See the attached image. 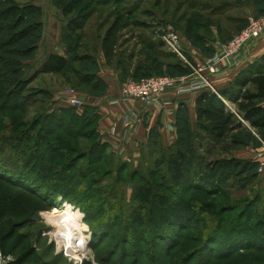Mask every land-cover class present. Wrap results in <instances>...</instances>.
Here are the masks:
<instances>
[{
	"label": "trees",
	"instance_id": "16d2710c",
	"mask_svg": "<svg viewBox=\"0 0 264 264\" xmlns=\"http://www.w3.org/2000/svg\"><path fill=\"white\" fill-rule=\"evenodd\" d=\"M53 1L63 18L67 19L63 36L74 34L75 37L83 28V18L87 20L89 14L97 13L98 8L109 11L103 20L105 23L98 27L97 32L104 25V29L108 27L102 38L95 37L92 41L94 54L79 55L76 52L82 47L79 44L82 40L80 35L74 38V47H69L70 59L50 54L32 77L19 78L17 59L30 58L36 51L33 45L41 34L38 25L40 10L29 6L20 8L15 0H0V129L5 119L3 116L9 112L22 113L27 107L36 105L37 101H31L35 94L50 97V93L44 89L27 90L32 79L39 74H63L68 82L75 83L81 91L101 96L106 86L97 75L98 50L102 51L107 66L118 71L122 84L129 80L138 82L154 76H167L163 72L164 67L171 72L168 73L172 78L190 73L174 55L161 50V43L149 35L153 29L143 17L152 18L162 0H154L153 4L150 0ZM176 1V8L185 9L180 17L174 19V25H181V33L194 47L210 54L211 44L215 41L213 26L217 25L215 28L218 29L220 25L219 21L214 22L211 17L217 11H221L220 14L226 12L229 1ZM251 3L259 8L258 17L263 16L264 0ZM32 18V23L24 25L26 20ZM125 29L132 31L131 37L121 41ZM136 29L140 30L135 35L140 49L136 54H127L124 46L135 38L132 34ZM223 35H218L221 40L229 37L224 36L223 39ZM135 56L138 60L134 63ZM253 66L218 92L220 97L231 103L245 124L211 90H201L195 103V123H191L185 107L179 109L173 143L163 147L156 130H152L148 146L141 152H148L149 162L144 160L145 155H141V163L146 165L142 167L139 163L138 168L128 172L125 162L117 161L116 168L113 166L109 145L99 142L97 127L100 117L95 108L85 106L81 114L74 108L49 109L40 112L32 122H12L10 136L3 135L4 132L0 130V203L8 199V195L27 194L34 196L41 208L46 205L51 209V205L57 204L58 200L73 207L82 206L86 220L95 219L91 227L95 246H103L109 238L114 239L123 233L120 241L118 239L107 245L109 247L105 255L100 257L103 263L110 262L118 251L120 260L124 255H129L124 245L128 241L125 239L128 233H143L132 240L131 256L136 260L134 264H151L149 260L155 256L151 254L152 238L164 240V250L168 253L172 250L170 247L181 245V237L185 239L193 233H199L194 237L196 241L201 239L200 246L191 249L187 255L180 254L177 260L179 264H211L219 261V258L227 259L235 255L247 257L243 255L246 252L264 253V176L258 175V164L231 155L229 159H207L229 134L238 130L247 132L249 128L256 131L264 142V55ZM26 90L28 95H23ZM46 98L39 102L42 106ZM19 128L23 129V132L20 131L22 133L18 131ZM55 132L71 141L86 142L85 146H81L84 149L81 152L83 159L79 160L81 162L75 153L79 148L78 142L62 144L61 140L54 138ZM249 134L247 139L240 134L233 136L231 146L237 147L229 149V152L241 147L256 148L259 143ZM22 143L23 148L18 150ZM29 143L32 146L26 149ZM71 154L75 156L71 157ZM29 164L36 175L26 167ZM113 173V184L121 186L127 179L129 183H134L133 201L138 204L131 208L132 213L129 215L123 214L125 205L118 198V191H109L99 185L101 177H110ZM123 173L127 175L122 176ZM231 180H243L250 187L248 192L254 195L232 199L230 192L235 191L233 188L236 183L232 187L229 185ZM83 182H86L84 187L80 186ZM256 183L258 188L254 190ZM245 189L246 186L238 187L239 191ZM112 196L116 203L110 201ZM25 225L27 221L24 219L12 223L5 238L8 240ZM119 227L122 231L118 230ZM145 233L150 235V239H146ZM177 233L182 234L179 237ZM18 238L23 240L24 237ZM149 243L151 248L146 249ZM217 246L218 250L215 249ZM30 254L25 253L22 260L30 257Z\"/></svg>",
	"mask_w": 264,
	"mask_h": 264
},
{
	"label": "rangeland",
	"instance_id": "374dc122",
	"mask_svg": "<svg viewBox=\"0 0 264 264\" xmlns=\"http://www.w3.org/2000/svg\"><path fill=\"white\" fill-rule=\"evenodd\" d=\"M154 0H150L151 4H153ZM229 1V6L226 10V12H223L220 14L217 11V13L211 17L212 21H219V26L218 29L215 27L217 25L213 26V37L215 38V41L212 42L211 44V53L207 54L205 52H202L198 48L194 47L186 38L181 33V25L180 26H175L174 25V19L178 18L182 15L184 11V7L179 10V8H176L178 2L176 0H162L161 4L159 7H157V10L153 14L152 18L146 17L144 15L143 19L147 20V23L152 26V33L151 35L152 39L156 42L161 43L162 48L161 50L165 51L166 53L172 54V52L164 45L162 42V39L168 35L172 34L176 36L181 44V48L183 50V58L186 60L187 63H184L182 59L174 55L182 64L183 67L186 68V70L190 71L193 73L192 67L196 66L197 64L194 63L193 57L191 56V53L193 51H197L201 56L204 57V59L201 62H204L208 59H211L213 56L217 55L219 53V46L224 45L227 42H229L234 36L239 34L241 31H243L247 25V22L249 19H255L258 18V10L256 4L251 3V1L255 2L256 0H240V2L236 0H226ZM15 3L21 8V7H35L37 10H40L38 13V16H40L38 20V25L41 28V34L39 33V40L36 42V44L33 45V47H36V51L33 53L32 57L27 58V59H17V64L19 66V78H28L32 77L34 73L38 71V69L41 67L42 63L44 60L47 58L48 55L50 54H56L59 56H62L64 58H71V53L69 47L73 48L75 45L74 38L79 37L82 35V40H80L79 44L82 45L81 48L77 49L76 52L79 55H84L87 53L92 54L93 53V40L95 37L102 38L105 34V31L107 29L105 28V25L103 28L99 29L100 32L98 31V27L103 25V20L108 16L107 11L108 9H100L98 8L97 13L94 14H89V18L87 20H84L82 22V29L80 32L77 34L71 35L72 40L70 39L71 36H63V27L66 25L67 19L63 18L61 11L54 6V1L53 0H15ZM111 9V8H110ZM156 9V8H155ZM103 10V11H102ZM102 12V13H101ZM106 12V13H103ZM75 14H78L77 12ZM74 16V15H72ZM84 16V14H83ZM27 22L32 23L33 18L26 20L24 25H27ZM173 22V25L171 24ZM108 22H106L107 24ZM109 23L108 25H110ZM183 28V26H182ZM135 29V28H134ZM239 30V31H237ZM139 29H136V31L133 30V36L139 32ZM220 35L228 36L226 37L225 40L220 39ZM224 31L226 33H224ZM132 31H129L128 29H125L122 32V40L121 41H126L129 40L128 38L131 37L130 33ZM135 32V33H134ZM223 33V34H222ZM84 36V37H83ZM63 37V38H62ZM230 38V39H229ZM134 39H131L127 45H125L126 53L129 54L130 52H134L135 54L138 53L140 47L137 44V41ZM64 40V41H63ZM31 41V40H30ZM29 41V42H30ZM220 43L218 45L216 51H214V44L215 43ZM75 51V50H73ZM94 54V53H93ZM102 54L101 50L97 51V63L98 67L100 69L101 66V60L99 55ZM103 57V56H102ZM138 57H133V62H137ZM200 62V63H201ZM105 68V67H104ZM101 70H99L98 73H100ZM163 72L169 76V70L166 69L165 67L163 68ZM169 72V73H168ZM163 73V74H165ZM70 74V73H69ZM68 74V75H69ZM98 75V74H97ZM181 78V77H177ZM33 80V81H32ZM31 83L27 87V90H33V91H39L40 89H44L50 93V97L46 98L45 96L41 94H35V96L31 97V101H37L36 105H33L31 107H27L22 113L21 111H16L14 114L10 113L7 114L6 116H3L4 121L2 123V129H0L3 133V135L8 134L10 136V129H11V124L12 122L14 124H18V121L23 120L25 123L32 122V120L37 116L40 112H46L49 111V109L54 110L55 108H74V107H69L67 106L66 102L67 99L70 98H76L79 99L80 101L85 103V106L87 107H92L94 106V102H96L95 97H100L98 95H91L86 92L81 91L79 86H76V84H71L68 82L65 78V75L61 74H39L32 79ZM76 86V87H75ZM213 86V85H212ZM214 88V87H213ZM27 90L23 93V95H28ZM47 99L46 103L42 106L41 103H39L41 100ZM222 98V97H221ZM222 100H225L222 98ZM221 100V101H222ZM115 103V102H113ZM226 104L224 106L230 111V108H234L230 102L226 101ZM91 104V105H90ZM84 106V107H85ZM43 107V108H42ZM82 109H77L74 108V110L78 113H82ZM235 110V109H234ZM235 115V114H234ZM241 119V118H240ZM239 119V121H241ZM248 128V127H247ZM36 129V128H35ZM23 129H18V131H22ZM116 129H112V133L116 134ZM248 131H240L238 132H233L229 134L223 142H221L220 146L214 149V151L210 154H212L209 158H207L210 161H214L217 159L221 158H226L229 159L230 155L231 157H236L238 159H247V158H241L240 151H243L244 149L241 147L237 149L236 151L233 150V152H229V149H234L237 147L236 146H231L232 138L236 134H240L244 136L247 139L248 133L249 135L252 136L253 139L257 140L259 145L254 148L256 149L255 152L253 153V156L251 158V161L254 162L253 157L257 155L258 153L262 152V148H264V142L261 141L260 135L253 130H250L249 128L247 129ZM37 131V130H36ZM23 132V131H22ZM20 132V133H22ZM35 132V131H34ZM18 133V132H17ZM54 138L57 140H61L62 144L65 143H77L78 144V149L75 151L77 153V160H82L83 155H82V150L81 146H85L86 142H81L80 140L76 141H71L68 137L65 135H61L58 132H55ZM98 139L99 142L102 143V137L98 134ZM55 139V140H56ZM105 141V139H104ZM2 144V142H0ZM10 142L8 143V145ZM83 144V145H82ZM107 144V143H105ZM205 144V143H204ZM31 144L29 143V146L26 147V149L31 148ZM23 148V143L17 148L22 149ZM227 149V150H226ZM15 150V152L19 154V151ZM109 153H112L113 155V166L117 165V161L119 162H125L128 164V169L127 172L130 170H134L138 168L139 163L143 167L146 164L141 163L143 161L141 155H145V161L149 162V155L148 152L145 151L143 154L140 156L138 155L137 158L134 157L133 151H121V149H118L119 151H114L109 149ZM227 151V152H224ZM261 150V151H260ZM112 151V152H111ZM239 151V152H238ZM259 151V152H258ZM236 152V153H235ZM209 154V155H210ZM208 155V156H209ZM74 157V154H71V157ZM240 157V158H239ZM253 159V160H252ZM81 162V161H79ZM31 163V162H30ZM258 164V163H256ZM29 168L30 172L34 175L35 172L33 170V167L31 164L26 166ZM25 168V169H27ZM259 166H257V173H258ZM142 171V170H141ZM130 173V172H129ZM127 173H123L122 176H126ZM260 175V173H258ZM116 176V174H115ZM114 177V173L110 177H101L102 180L99 183L100 186H105L106 189L109 191H118V198L122 201V204L124 206V215H129L131 208H135L137 206V202L133 201V196H134V183H129V180L127 179L125 181V184H113L112 179ZM244 178V175L241 176ZM260 177H262L260 175ZM111 179V180H110ZM110 180V181H109ZM86 182H83L80 186H85ZM229 185H232L233 183L236 185L233 189L235 191H231L232 199H242L244 197H252L254 194L249 193L248 191L250 190V187L247 186L243 180L235 181L231 180L229 182ZM119 186V188H118ZM246 186L245 190L239 191L238 187H243ZM110 187V188H109ZM258 184L256 183L254 190H257ZM190 196V195H189ZM113 196L110 197L111 202H115L113 200ZM213 199V198H212ZM214 200V199H213ZM37 199L34 198L32 195H27V194H14L13 195H8V199H5L4 202L0 203V253L2 254L3 257L11 259L10 264H134L135 258L131 256V249H132V240L134 237L139 236L140 234L142 235L143 233H128V236H125V239L128 241L126 242L127 248H128V253L129 255H124L123 258L120 260V251H118L111 260L110 262L103 263V261L100 260V257H103L106 253L107 245H111L113 242L116 240L121 239V234L119 233L116 238L111 239L109 238L108 240L103 243L104 245H98L95 246V240H93V236L91 233V227L94 223L95 219H90L86 220V213L84 211V208L82 206L73 207L72 205L68 203H63L60 200H58L57 204L51 205L50 207H43L41 208L40 205L36 202ZM221 200H219V203ZM52 204V203H51ZM70 205L75 211H77L80 214V220L78 224L81 226H85L84 230H80L82 235H84L87 239H84L83 241L88 245L86 253H76L71 251L69 248H63V245L56 239V230L53 227V225L50 223L47 214L52 218H58L60 213H56V211L60 212V210L63 209L65 205ZM53 215V216H52ZM24 219L27 221V225L22 227L21 229H17L15 233H13V236L8 237V240L5 238L6 235L8 234V231L10 227L12 226V223L16 221H20ZM96 222V221H95ZM82 229V228H81ZM121 227H119L118 230H120ZM122 231V229L120 230ZM179 237L181 236L182 233H177ZM199 233H193L191 236L186 237L185 239H182L181 237V245L177 247H170L172 249L171 251L164 250V240H160L159 238H152L151 242L153 243L152 245V250L151 254L155 255L154 259H150L149 261L151 264H179L177 262L178 257L180 254H188L191 249H198L200 246V241L201 239L196 241V238L194 236H198ZM24 237L23 240L19 239L18 237ZM144 236L146 239H150V235L148 233H145ZM201 237V236H199ZM91 245V246H89ZM151 248V243L146 246V249ZM163 248V249H162ZM145 249V250H146ZM218 250L217 248H215ZM67 251V252H65ZM31 253L28 258H24L22 260V256L25 253ZM153 252V253H152ZM167 253V254H166ZM185 255V257H186ZM247 257H237L232 256V258H219V261H214V263L211 264H264V253H256V252H246L243 254ZM223 259V260H222ZM211 261V260H210ZM212 261V262H213Z\"/></svg>",
	"mask_w": 264,
	"mask_h": 264
},
{
	"label": "crops",
	"instance_id": "0c3cea01",
	"mask_svg": "<svg viewBox=\"0 0 264 264\" xmlns=\"http://www.w3.org/2000/svg\"><path fill=\"white\" fill-rule=\"evenodd\" d=\"M218 45H220L218 42L214 44V51ZM263 55L264 35L232 59L222 62L220 74L211 79L215 91L218 93L227 88L242 72L254 67L253 65ZM102 56V54L99 55V60H101L99 70L101 72L98 73V77L104 81L106 88L100 97H95L96 102L92 108L96 109L100 117L97 131L102 137V143H107L111 150L119 151L118 149H121V151L128 153L132 150L134 157L137 158L138 155H141L142 150L148 146L152 130H156L163 147L171 145L176 138V115L182 107L188 110L191 123H195V103L201 94L200 91L184 94L169 91L158 101L150 104L122 101L119 95L122 82L119 81L118 71L107 66ZM191 56L195 64H200L204 59L197 51H193ZM195 77L190 72L181 78H184L185 82H197L198 79L196 80ZM223 101L226 102V100ZM132 116L136 117L137 120L133 124V129L128 132L123 128V124L127 117ZM116 128V134H113L111 131ZM255 150L252 146H248L243 151L238 152L241 158L251 160Z\"/></svg>",
	"mask_w": 264,
	"mask_h": 264
},
{
	"label": "built area",
	"instance_id": "2783aa9c",
	"mask_svg": "<svg viewBox=\"0 0 264 264\" xmlns=\"http://www.w3.org/2000/svg\"><path fill=\"white\" fill-rule=\"evenodd\" d=\"M262 35H264V15L255 19H249L243 31L234 36L226 44L220 46L217 55L192 67V74L196 76V80L198 79L197 82H185L184 78H172L169 76H154L138 82L129 80L126 83L121 84L119 92L120 98L125 102L135 101L141 104H150L158 101L159 98L169 91L184 94L209 89L222 100L213 88L211 79L220 74L223 61L232 59L247 46L262 37ZM162 42L172 54L182 59L184 63H187L183 58V50L176 36L168 34L162 39ZM222 102L226 104L225 101L222 100ZM66 104L69 107L77 109H81L85 106L84 102L76 98L67 99ZM230 110L238 119H240L234 109L230 108ZM136 120L137 118L134 116L127 117L123 124V128L130 132L133 129V124ZM241 122L245 124L242 120ZM261 150L262 152L255 155L253 159L255 163H258V173H260L261 176H264V148ZM11 262V259L3 257L0 253V264H10Z\"/></svg>",
	"mask_w": 264,
	"mask_h": 264
},
{
	"label": "bare ground",
	"instance_id": "6f19581e",
	"mask_svg": "<svg viewBox=\"0 0 264 264\" xmlns=\"http://www.w3.org/2000/svg\"><path fill=\"white\" fill-rule=\"evenodd\" d=\"M56 213H60L58 218H51L48 214L47 217L56 230V239L63 245L62 249L69 248L76 253H86L88 245L83 240L87 238L80 232L85 226L78 224L80 214L68 204Z\"/></svg>",
	"mask_w": 264,
	"mask_h": 264
}]
</instances>
